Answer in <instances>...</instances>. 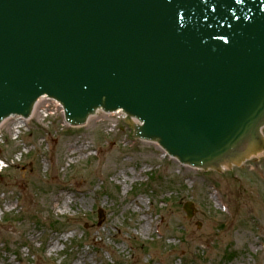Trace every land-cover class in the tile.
I'll return each instance as SVG.
<instances>
[{
  "label": "water",
  "instance_id": "95a60500",
  "mask_svg": "<svg viewBox=\"0 0 264 264\" xmlns=\"http://www.w3.org/2000/svg\"><path fill=\"white\" fill-rule=\"evenodd\" d=\"M42 97L71 127L122 112L184 166L240 168L264 153V0H0V125Z\"/></svg>",
  "mask_w": 264,
  "mask_h": 264
},
{
  "label": "rangeland",
  "instance_id": "374dc122",
  "mask_svg": "<svg viewBox=\"0 0 264 264\" xmlns=\"http://www.w3.org/2000/svg\"><path fill=\"white\" fill-rule=\"evenodd\" d=\"M0 159V264H264V154L205 173L122 113L72 128L43 101L0 128Z\"/></svg>",
  "mask_w": 264,
  "mask_h": 264
},
{
  "label": "bare ground",
  "instance_id": "6f19581e",
  "mask_svg": "<svg viewBox=\"0 0 264 264\" xmlns=\"http://www.w3.org/2000/svg\"><path fill=\"white\" fill-rule=\"evenodd\" d=\"M41 103L43 104V98L42 99H40L39 101H38V103H37V105H36V107L34 108V112H33V115L36 113V111H37V108L41 105ZM56 108H57V110L59 111L60 110V107L59 106H56ZM119 114H121V113H119ZM118 113H116V114H112V116L113 115H119ZM21 124H22V122H21ZM4 125V124H3ZM3 125H1L0 126V128L3 126ZM86 125V124H85ZM19 128V127H18ZM262 135L264 136V129L262 130ZM264 153H262L261 155H263ZM261 155H259L258 157H256V158H259ZM253 159H255V158H253ZM252 159V160H253ZM189 167V166H188ZM191 168V167H190ZM191 169H194V168H191ZM214 172V171H213ZM224 172H226V171H224ZM217 173V172H216ZM218 174H221V173H218ZM189 203H191V202H189ZM186 204H188V203H186ZM185 204V205H186ZM185 205H184V211H185ZM190 211L193 213V216H194V213H195V208H194V205H192V203H191V208H190ZM186 212V211H185ZM186 214H187V212H186ZM193 216H192V218H193ZM187 219L188 220H191V218L189 219L188 218V214H187Z\"/></svg>",
  "mask_w": 264,
  "mask_h": 264
}]
</instances>
